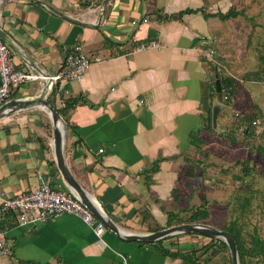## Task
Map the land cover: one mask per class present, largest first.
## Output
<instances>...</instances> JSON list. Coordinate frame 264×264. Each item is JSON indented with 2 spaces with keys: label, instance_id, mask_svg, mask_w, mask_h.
Returning a JSON list of instances; mask_svg holds the SVG:
<instances>
[{
  "label": "crops",
  "instance_id": "1",
  "mask_svg": "<svg viewBox=\"0 0 264 264\" xmlns=\"http://www.w3.org/2000/svg\"><path fill=\"white\" fill-rule=\"evenodd\" d=\"M236 2L0 0L1 39L16 70L56 76L67 53L82 45L90 65L81 81L30 80L8 100L47 89L46 99L67 125L66 166L120 235L206 221L215 225L210 207L220 204L206 196L216 188L210 186L215 175L209 164L220 156L217 142L206 137H215L225 119L222 102L215 95L207 98L214 71L203 52L213 49L218 57L217 45L221 50L226 39L236 46L246 32L232 8ZM230 18L235 26L227 23ZM142 41H155L160 49L133 52ZM239 96L236 86L233 112L240 111L234 108ZM45 120L41 109L0 120V195L7 199L41 182L74 193L57 168ZM196 211L208 215L191 222ZM0 231L12 243L11 255L0 264H222L209 251L217 238L182 233L127 241L106 228L99 240L74 215L20 227L9 212L0 215Z\"/></svg>",
  "mask_w": 264,
  "mask_h": 264
},
{
  "label": "rangeland",
  "instance_id": "2",
  "mask_svg": "<svg viewBox=\"0 0 264 264\" xmlns=\"http://www.w3.org/2000/svg\"><path fill=\"white\" fill-rule=\"evenodd\" d=\"M236 1L232 8L238 9L235 16L239 17L240 26L246 32L240 33L236 46L229 44L226 39L223 40L225 44L221 50V45H217L216 49L221 54L215 60L222 65L223 75L233 77L237 82L234 87L238 86L240 96L234 108L240 111L233 112L231 102L226 104L215 95L219 103L222 102L225 120L220 131L216 130L215 137H206L209 143L217 142L215 149H218L217 156H220V160L209 164L213 171L211 173L215 175L214 183L210 186L216 188L206 199L214 205L220 204L210 207L209 220L215 224L213 226L223 230L236 221L241 239L251 247L254 235L260 240L264 239V82L259 80L263 68L261 57L264 56V0ZM227 23L235 26L237 21L230 18ZM208 87L210 88V84ZM45 117L46 129L52 138V126L46 113ZM245 119L247 123L244 122ZM235 125L238 130L230 135L228 130ZM247 128L248 133L243 131ZM230 137L234 138V143L230 142ZM217 173L221 174L220 180L216 179ZM219 183L222 186H218ZM205 223L211 225L209 221ZM213 241L215 242L209 246L210 253L218 254L222 264H230L228 249L222 246V240ZM246 263L264 264V257H251Z\"/></svg>",
  "mask_w": 264,
  "mask_h": 264
},
{
  "label": "built area",
  "instance_id": "3",
  "mask_svg": "<svg viewBox=\"0 0 264 264\" xmlns=\"http://www.w3.org/2000/svg\"><path fill=\"white\" fill-rule=\"evenodd\" d=\"M146 49H160V45L155 41H142L133 47V52ZM203 54L209 65L214 67V74L211 77L213 81L209 78L210 88L214 90L215 76L223 75L222 65L215 60L217 54L213 49H208ZM89 65L90 61L82 45L75 44L65 56L64 68L56 76L48 77L33 71L16 70L10 49L0 38V106L9 99L14 88L27 81L50 79L52 82H57L64 79L79 82L83 79ZM230 89L226 86L221 88L223 101H226ZM252 123L254 124L255 121ZM9 212L15 214L17 225L20 227L44 223L59 215H74L88 225L99 240L105 231L104 224L91 214L74 193L57 191L46 182H41L35 189L18 193L10 199L0 195V215ZM11 253L12 243L7 239L5 232L0 231V258L8 257Z\"/></svg>",
  "mask_w": 264,
  "mask_h": 264
},
{
  "label": "water",
  "instance_id": "4",
  "mask_svg": "<svg viewBox=\"0 0 264 264\" xmlns=\"http://www.w3.org/2000/svg\"><path fill=\"white\" fill-rule=\"evenodd\" d=\"M66 18V17H64ZM68 21L77 22L66 18ZM0 32V38H1ZM47 89L44 88L42 93L38 96L27 97V98H16L7 100L0 106V120L10 116L11 114L26 110V109H41L43 110L50 119L52 126V150L55 157L56 165L60 171L63 179L70 187V189L77 195L80 202L91 212V214L101 221L105 229L112 231L116 235H120L119 229L100 211L99 207L94 201L83 191L79 184L75 181L70 171L68 170L63 156V145L65 139V132L67 125L63 118L60 116L55 107L49 103L46 99ZM218 107H214L212 110V125H216V118L218 114ZM199 234L202 236L217 238L222 240L228 249L230 264H239L238 251L236 242L231 233L217 229L214 226L202 223H190L176 225L162 229L150 234H131V235H120L123 240L127 241H144L154 242L158 241L167 236L176 234Z\"/></svg>",
  "mask_w": 264,
  "mask_h": 264
},
{
  "label": "trees",
  "instance_id": "5",
  "mask_svg": "<svg viewBox=\"0 0 264 264\" xmlns=\"http://www.w3.org/2000/svg\"><path fill=\"white\" fill-rule=\"evenodd\" d=\"M261 61H262L263 68L261 70V75L259 76V80L264 82V56L261 57ZM234 83H235V81L231 77H225L223 75L215 76L214 90H212V89H210L208 87L207 98H210L211 96H214V95H218V97H220V99L222 100V96H221L220 91H221V88L223 86H226V87H230L231 89H230V92H229V95H228L226 101H223V100L222 101L224 103H226V104L230 103L231 99H232V96H233V94L235 92ZM204 103H206V101ZM207 111H208V116H207V120L206 121H207V125L209 127L210 126V112H211L210 107L207 108ZM247 119H248V117H247ZM244 122L247 123L246 119H245ZM251 122H254V121H251ZM248 130L249 129L247 128V129H244L243 131L244 132L246 131V133H248ZM230 134H232V133H230ZM192 137H193V135H191V139H192ZM232 138L233 137H230V139H231L230 142L234 143L235 140H233L234 138L233 139ZM245 174H248V172H245ZM207 215L208 214L205 211H202V212L196 211L191 216L190 219H191V222L192 221H197L200 218L201 219H205L207 217ZM235 222L236 221L231 222L230 225L227 228H223V230L231 233L232 236L234 237V240H235L236 246H237V251H238L239 264H247L246 260H249V259H251V257H256L258 255H262L264 257V239L260 240L257 235H254L252 237V241H251V244H250L251 247H248L247 244L241 239L240 231L237 228ZM220 242H221L222 246L225 249H227L226 244L223 241H220Z\"/></svg>",
  "mask_w": 264,
  "mask_h": 264
}]
</instances>
